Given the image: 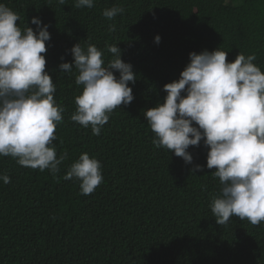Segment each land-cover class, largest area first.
<instances>
[{"label":"trees","instance_id":"16d2710c","mask_svg":"<svg viewBox=\"0 0 264 264\" xmlns=\"http://www.w3.org/2000/svg\"><path fill=\"white\" fill-rule=\"evenodd\" d=\"M231 2L94 0L92 8H77L76 0H0L19 15L22 30H36L33 17L48 25L42 55L64 108L53 144L58 158L67 152L56 178L0 156V174L10 177L0 181V264H264V221L216 223L210 204L221 185L206 167L203 141L189 147L187 164L152 143L143 114L164 102L163 86L179 79L192 52L219 48L228 62L239 52L255 54L264 71V0ZM113 6L124 12L108 20L103 11ZM77 43L95 45L105 63L113 58L106 46L117 44L136 74L134 100L110 114L99 136L70 119L82 85L75 68L62 73L59 65L72 63ZM85 152L102 166L103 181L90 195L80 193L79 181L63 179Z\"/></svg>","mask_w":264,"mask_h":264},{"label":"clouds","instance_id":"9594fccd","mask_svg":"<svg viewBox=\"0 0 264 264\" xmlns=\"http://www.w3.org/2000/svg\"><path fill=\"white\" fill-rule=\"evenodd\" d=\"M64 4L65 0H58ZM75 7H94V0H76ZM124 12L113 6L103 11L112 20ZM19 15L0 3V156H11L20 166L44 171L54 178L67 152L57 157L53 142L64 108L55 99L56 86L45 70L48 25L38 17L36 25L23 30ZM115 25L109 31H115ZM160 36L154 38L160 42ZM113 58L105 63L95 45L75 44L72 63L59 65L62 73L78 72L75 84L82 91L74 98L70 119L99 136L110 114L134 100L132 84L136 74L121 59V49L107 45ZM219 48L189 54V63L179 79L167 83L164 102L146 109L147 125L155 134L152 143L191 164L190 146L200 142L208 148L206 167L215 169L221 189L210 204L216 223L226 226L232 216L253 225L264 221V71L254 64L255 54L238 53L228 62ZM119 73V77L114 74ZM101 163L82 153L67 170L64 180L80 182V193L90 195L102 183ZM202 171L196 165L194 170ZM0 181L10 177L0 174Z\"/></svg>","mask_w":264,"mask_h":264},{"label":"rangeland","instance_id":"374dc122","mask_svg":"<svg viewBox=\"0 0 264 264\" xmlns=\"http://www.w3.org/2000/svg\"><path fill=\"white\" fill-rule=\"evenodd\" d=\"M229 3H232L231 0H229Z\"/></svg>","mask_w":264,"mask_h":264}]
</instances>
